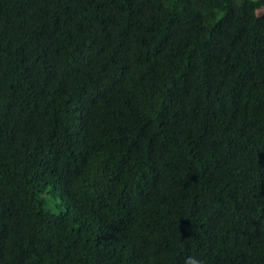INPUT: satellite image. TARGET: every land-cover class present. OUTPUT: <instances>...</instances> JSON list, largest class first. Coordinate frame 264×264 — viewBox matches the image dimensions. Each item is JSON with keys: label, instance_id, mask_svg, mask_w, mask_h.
<instances>
[{"label": "trees", "instance_id": "16d2710c", "mask_svg": "<svg viewBox=\"0 0 264 264\" xmlns=\"http://www.w3.org/2000/svg\"><path fill=\"white\" fill-rule=\"evenodd\" d=\"M189 255L264 264V0H0V264Z\"/></svg>", "mask_w": 264, "mask_h": 264}, {"label": "clouds", "instance_id": "9594fccd", "mask_svg": "<svg viewBox=\"0 0 264 264\" xmlns=\"http://www.w3.org/2000/svg\"><path fill=\"white\" fill-rule=\"evenodd\" d=\"M106 156L103 152L93 154L84 171L76 178L73 184L74 191L87 189L91 190L96 184L103 180V165ZM184 264H203V261L196 255H189L185 258Z\"/></svg>", "mask_w": 264, "mask_h": 264}]
</instances>
